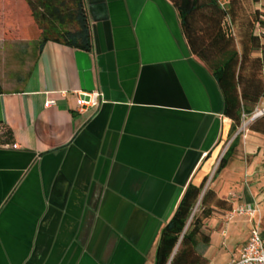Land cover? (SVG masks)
I'll return each mask as SVG.
<instances>
[{"label":"crops","instance_id":"crops-1","mask_svg":"<svg viewBox=\"0 0 264 264\" xmlns=\"http://www.w3.org/2000/svg\"><path fill=\"white\" fill-rule=\"evenodd\" d=\"M85 2L91 49L47 41L0 93L12 134L0 142V264H153L186 185L205 177L230 209L257 206L264 239V135L247 128L214 173L231 121L170 2ZM90 92L100 106L76 111ZM230 209L206 221L208 264H228L248 239L255 218Z\"/></svg>","mask_w":264,"mask_h":264},{"label":"trees","instance_id":"trees-1","mask_svg":"<svg viewBox=\"0 0 264 264\" xmlns=\"http://www.w3.org/2000/svg\"><path fill=\"white\" fill-rule=\"evenodd\" d=\"M30 17L41 30L35 49L47 41L89 51L91 27L85 0H25ZM175 9L190 53L208 68L223 100L222 113L231 121L232 138L219 158V172L235 153L237 129L243 116L254 113L264 99V4L260 0H167ZM10 3L9 0H6ZM18 26V24H16ZM20 27V26H18ZM23 80V76L18 75ZM4 89L0 81V93ZM248 129L264 135V114L253 118ZM11 131L0 125V142L8 143ZM207 177L190 181L168 221L160 230L153 264H208L199 251L210 241L206 221L214 211L230 209L211 188ZM197 209L194 211V207Z\"/></svg>","mask_w":264,"mask_h":264},{"label":"rangeland","instance_id":"rangeland-1","mask_svg":"<svg viewBox=\"0 0 264 264\" xmlns=\"http://www.w3.org/2000/svg\"><path fill=\"white\" fill-rule=\"evenodd\" d=\"M9 2L0 0V81L5 90H13L20 86L18 75L26 74L34 59L35 47L41 39V30L30 17L26 1ZM260 4H264V0H260ZM250 118L251 116L245 118L246 122L249 123ZM240 137L243 140L242 134ZM231 140L232 138H227L222 144L218 160ZM201 248L199 246V251Z\"/></svg>","mask_w":264,"mask_h":264},{"label":"built area","instance_id":"built-area-1","mask_svg":"<svg viewBox=\"0 0 264 264\" xmlns=\"http://www.w3.org/2000/svg\"><path fill=\"white\" fill-rule=\"evenodd\" d=\"M218 2L221 6L225 4V0H218ZM52 103V100H47L44 103V107H49ZM100 103L98 92L86 93L85 97H77L76 111L83 112L90 107L98 108ZM262 114H264V108L255 109L249 121ZM248 124L249 123L245 120V116H243L240 128L236 132V134H242L243 139L245 138ZM258 214L259 210L255 205H239L235 208H231L227 212V219H232L235 216L255 218L254 223L250 227L247 241L243 244L239 253L230 259L228 264H264V239H262L260 233V219H258Z\"/></svg>","mask_w":264,"mask_h":264}]
</instances>
